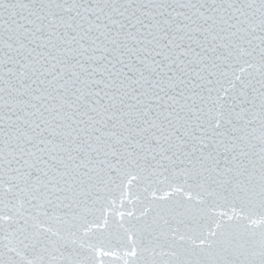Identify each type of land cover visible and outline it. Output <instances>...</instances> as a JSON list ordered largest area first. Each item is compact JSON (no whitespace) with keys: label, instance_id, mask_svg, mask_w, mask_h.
Instances as JSON below:
<instances>
[{"label":"snow or ice","instance_id":"obj_1","mask_svg":"<svg viewBox=\"0 0 264 264\" xmlns=\"http://www.w3.org/2000/svg\"><path fill=\"white\" fill-rule=\"evenodd\" d=\"M106 257L264 264V0L0 3V264Z\"/></svg>","mask_w":264,"mask_h":264},{"label":"water","instance_id":"obj_2","mask_svg":"<svg viewBox=\"0 0 264 264\" xmlns=\"http://www.w3.org/2000/svg\"><path fill=\"white\" fill-rule=\"evenodd\" d=\"M25 2H26V0H25ZM82 2H84L85 4H87V3L89 2V0H82ZM193 2H195V0H193ZM207 2H208V3H211L212 0H207ZM216 2H217V3H220L221 0H216ZM225 2H230V0H225ZM0 3L7 4V3H8V0H0ZM239 74H240V73L237 72V75H239ZM160 187L163 189V191L158 192L157 195H163L164 191H169V189H167V188H166L165 186H163V185H161ZM131 191H132L133 193H135V192H136L135 187H133V188L131 189ZM193 194H194V193H193ZM181 196H182V194H179V193H177V194H173V195H172V199H174V200H176V199H180ZM117 207L119 208L118 194H117ZM131 208H132V205L129 204L127 201H125L124 208H123V209H120V210H130ZM221 211H227L229 214H231V210H230L229 208H217V209H216V212H215V215H216V216H219V213H220ZM254 218H255V219H259V217H254ZM89 219L91 220V219H93V217H92V216H89ZM109 219H110V222H111V219H112V218L109 217ZM117 219H118V217H117ZM101 223H102V221H101ZM46 226H47V225H46ZM96 235L99 236V235H100V232L97 231V232H96ZM104 260H105V264H123V259L115 260V259H113V258H111V257H106V258H104Z\"/></svg>","mask_w":264,"mask_h":264}]
</instances>
